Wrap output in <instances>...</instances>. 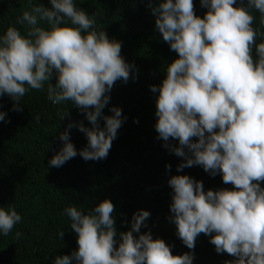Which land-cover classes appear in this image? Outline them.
<instances>
[{"label": "clouds", "instance_id": "obj_1", "mask_svg": "<svg viewBox=\"0 0 264 264\" xmlns=\"http://www.w3.org/2000/svg\"><path fill=\"white\" fill-rule=\"evenodd\" d=\"M49 3L51 7L30 5L17 18L23 34L9 26L0 35V96L10 97L13 110L20 111L29 89L42 90L47 84L51 103L71 101L83 112L91 127L69 123L59 135L63 147L48 161L50 167L59 168L78 154L85 161L106 159L126 118L118 107L109 109L110 116L102 110L114 83H126L134 66L121 56V43L96 30L94 17L74 0ZM200 4L207 9L203 18L194 14L193 0L148 5L156 30L178 54L160 85L150 86L158 93L154 127L163 146L183 158L177 171L201 166L211 176L221 174L234 190L205 192L202 182L188 175L172 176L170 220L188 249H194L203 233L211 235L218 254L235 257L225 264H264V42L256 44L264 33L253 27L252 14L258 11L264 26V0ZM53 77L55 84L49 83ZM5 117L0 111V121ZM73 127L87 139L79 153L67 130ZM170 138L179 146L168 143ZM113 212L108 199L86 213L76 206L65 208L78 247L70 255L56 256L53 264H193L191 252L174 256L162 239L139 234L148 211L133 213L130 230L119 233L117 241ZM21 220L15 205L0 207V235H9ZM15 235L18 239L22 234ZM57 235L62 239L64 232Z\"/></svg>", "mask_w": 264, "mask_h": 264}, {"label": "trees", "instance_id": "obj_2", "mask_svg": "<svg viewBox=\"0 0 264 264\" xmlns=\"http://www.w3.org/2000/svg\"><path fill=\"white\" fill-rule=\"evenodd\" d=\"M157 2L74 0L77 7L94 17L96 30H103L110 40L121 43V56L134 66L126 83H114L108 93L109 103L102 110L103 115L110 116L109 109L118 107L122 118H126L106 159L85 161L78 154L59 168L50 167L48 161L63 147L59 135L69 123L82 122L91 127L83 112L71 101L51 103L47 84L42 90L29 89L20 100V111L13 110L10 97L0 96V111L6 113L5 121H0V207L15 205L22 217L9 235H0V264H53L56 256L70 255L78 247L77 234L64 209L76 206L86 213L105 199L114 205L117 241L119 233L130 230L133 213L144 210L150 216L139 234L150 232L153 239H162L171 246L172 255L191 252L193 264H225L235 259L227 253L218 254L210 243L211 235L203 233L198 235L194 249H188L170 220L173 191L168 180L172 176L188 175L202 182L205 192L234 190V186L223 183L219 173L209 175L201 166L177 171L183 158L169 152L163 146L165 142L158 139L154 127L158 93H153L150 86L160 85L167 66L178 54L155 28V17L148 5ZM35 4L51 7L49 0H0V35L9 26L23 34L25 29L17 24V18ZM193 5L194 14L203 18L207 9L200 0H193ZM252 14L253 27L264 33L261 14L256 10ZM261 42L264 37L258 35L256 44ZM49 83L55 84V78ZM99 123L103 127L102 119ZM67 130L79 153L87 145L86 136L75 127ZM168 143L179 146L172 138ZM166 165L170 168L166 169ZM260 185L264 188V181ZM17 231L22 234L18 239ZM59 231L64 232L62 239L58 238Z\"/></svg>", "mask_w": 264, "mask_h": 264}]
</instances>
